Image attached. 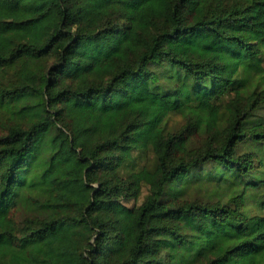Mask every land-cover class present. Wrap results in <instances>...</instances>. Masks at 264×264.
Wrapping results in <instances>:
<instances>
[{"label": "trees", "instance_id": "16d2710c", "mask_svg": "<svg viewBox=\"0 0 264 264\" xmlns=\"http://www.w3.org/2000/svg\"><path fill=\"white\" fill-rule=\"evenodd\" d=\"M0 1V264H264V0Z\"/></svg>", "mask_w": 264, "mask_h": 264}, {"label": "rangeland", "instance_id": "374dc122", "mask_svg": "<svg viewBox=\"0 0 264 264\" xmlns=\"http://www.w3.org/2000/svg\"><path fill=\"white\" fill-rule=\"evenodd\" d=\"M29 18L18 1L14 3H5L0 1V42L7 48H11L16 41H34L44 32L38 23L28 24L26 19ZM180 123L179 116H172L168 120V125L174 126ZM147 190H142L138 203H140Z\"/></svg>", "mask_w": 264, "mask_h": 264}]
</instances>
